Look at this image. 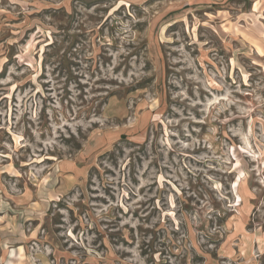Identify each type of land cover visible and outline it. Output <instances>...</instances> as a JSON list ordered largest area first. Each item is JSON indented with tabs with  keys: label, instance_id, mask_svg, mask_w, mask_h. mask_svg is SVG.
Masks as SVG:
<instances>
[{
	"label": "rangeland",
	"instance_id": "374dc122",
	"mask_svg": "<svg viewBox=\"0 0 264 264\" xmlns=\"http://www.w3.org/2000/svg\"><path fill=\"white\" fill-rule=\"evenodd\" d=\"M0 264H264V0H0Z\"/></svg>",
	"mask_w": 264,
	"mask_h": 264
}]
</instances>
